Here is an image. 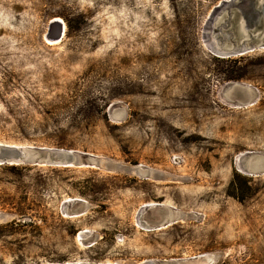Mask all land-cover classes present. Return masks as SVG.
<instances>
[{
	"label": "rangeland",
	"instance_id": "374dc122",
	"mask_svg": "<svg viewBox=\"0 0 264 264\" xmlns=\"http://www.w3.org/2000/svg\"><path fill=\"white\" fill-rule=\"evenodd\" d=\"M221 1L0 0V143L109 164L0 165V264H264V47L212 53Z\"/></svg>",
	"mask_w": 264,
	"mask_h": 264
},
{
	"label": "water",
	"instance_id": "95a60500",
	"mask_svg": "<svg viewBox=\"0 0 264 264\" xmlns=\"http://www.w3.org/2000/svg\"><path fill=\"white\" fill-rule=\"evenodd\" d=\"M217 15L223 16L214 30L216 41L210 43V49L215 56L227 59L242 56L256 48L264 47V0H223L212 9L209 17L213 16V21ZM53 23L57 26V33L52 39L56 41L60 39L63 27L57 20H54ZM3 164L109 167L108 163L105 165L102 160L96 157L76 151L0 143V165ZM254 170V167L249 168V171ZM146 208H151L159 215L156 221L150 224L156 225L155 227L165 226L181 217L176 211L160 205H149L143 207L142 210ZM1 219H3L2 215H0ZM211 260V255H203L168 262L144 261L139 264H210Z\"/></svg>",
	"mask_w": 264,
	"mask_h": 264
},
{
	"label": "trees",
	"instance_id": "16d2710c",
	"mask_svg": "<svg viewBox=\"0 0 264 264\" xmlns=\"http://www.w3.org/2000/svg\"><path fill=\"white\" fill-rule=\"evenodd\" d=\"M3 168L8 170H16L19 174L30 169L29 166H4Z\"/></svg>",
	"mask_w": 264,
	"mask_h": 264
}]
</instances>
